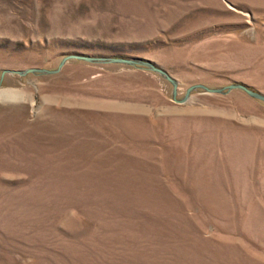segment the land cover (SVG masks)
I'll use <instances>...</instances> for the list:
<instances>
[{
  "label": "rangeland",
  "instance_id": "obj_1",
  "mask_svg": "<svg viewBox=\"0 0 264 264\" xmlns=\"http://www.w3.org/2000/svg\"><path fill=\"white\" fill-rule=\"evenodd\" d=\"M69 55L264 96V0H0V79ZM0 86V264H264L261 101L71 60Z\"/></svg>",
  "mask_w": 264,
  "mask_h": 264
},
{
  "label": "water",
  "instance_id": "obj_2",
  "mask_svg": "<svg viewBox=\"0 0 264 264\" xmlns=\"http://www.w3.org/2000/svg\"><path fill=\"white\" fill-rule=\"evenodd\" d=\"M76 61V62H84L86 64H96V65H101V66H107L109 65H114V66H125V67H130L133 68L135 67L136 69H141V70H147L149 72H152L156 75H160V77L164 80H166L167 82H169L170 84L173 85V100L174 102L178 103V104H184L187 103L192 95L193 92H197L198 91H202L203 93L206 94H211V95H222V94H227L230 93L234 90L237 91H241L244 93V95H248L249 98H251L252 100L255 101H261L264 104V96H262L259 93H256L252 90H250L248 87L242 86V85H237V83H235L234 85L228 86V87H223L222 89H211V88H207L205 86L202 85H197L194 86L192 88H190L188 91H186V96L183 98V100H177V91H178V82L176 80H173V77L171 78L165 71H163L162 69H160V67L158 68L157 66L153 65V63L149 62L148 60H142V59H124V58H105V57H87V56H80V55H74L71 56L69 55L68 57H66L64 60H62L60 63V66L58 69H56V71H47L45 69L43 70H39V69H32L31 70H27V71H23V72H13V71H4L2 72V76L0 79V85L3 83L4 77L7 75H19V77H26L30 74L32 75H45V76H51V75H55V73H60L62 71V69L64 68V66L67 64V62L69 61ZM1 87V86H0Z\"/></svg>",
  "mask_w": 264,
  "mask_h": 264
}]
</instances>
